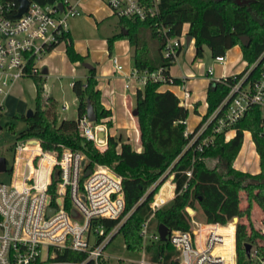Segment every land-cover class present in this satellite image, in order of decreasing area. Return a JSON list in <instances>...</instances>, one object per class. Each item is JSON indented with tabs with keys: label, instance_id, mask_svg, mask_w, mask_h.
I'll return each mask as SVG.
<instances>
[{
	"label": "trees",
	"instance_id": "obj_1",
	"mask_svg": "<svg viewBox=\"0 0 264 264\" xmlns=\"http://www.w3.org/2000/svg\"><path fill=\"white\" fill-rule=\"evenodd\" d=\"M33 1L47 4L63 0ZM157 13L145 20L119 17L120 31L106 40L111 51L114 40L127 38L133 47L132 63L138 72L161 68L168 78L163 82L148 79L142 88L136 89L134 116L142 145L140 151L110 134L107 147L98 151L92 141L81 136L77 119L85 113L87 99L97 115L96 122L103 121L107 127L111 125L112 113L101 101L95 67L88 70L84 80H72L71 87L77 97V118L60 121L54 111L53 116L49 114L48 110L54 103L50 98H43L44 86L37 78L40 76L33 75L36 105L33 116L20 114L27 126L20 130L18 136H36L45 149L69 146L84 151L90 166L108 165L122 177L125 209L131 213L118 232L122 233L127 250H142L141 224L149 218L151 227L158 228V224L163 223L169 229L190 232L196 222H217L223 225L217 228L226 240L224 248L232 251L236 240L238 263L251 258L245 251L248 242L256 244V255L264 259V233L257 223L258 219H264V138L259 136V109L252 108L236 123L237 131L229 140H225L223 132L212 134L211 128H207L203 135H213V143L195 150L194 146H188L192 134L185 133L187 108L179 105V97L172 90L161 89L164 82L179 84L183 81L170 75L169 68L175 58L165 57L163 49L168 38L178 37L184 32V24H188L186 35L194 40L195 56H202L203 44L207 45L212 57L225 55L229 48L239 44L242 58L246 60L244 69L236 74L240 77L264 50V0L240 4L236 0H159ZM243 35L249 37L247 45L240 44ZM60 42H64L70 61H83V55L73 47L69 29L64 31ZM230 82H233L231 75L225 76L223 81H210L206 92L207 111L195 129L227 95ZM245 130L250 131L260 157L258 173L243 172L233 165ZM214 157L218 159L217 163L208 166L206 158ZM187 171H190L189 175ZM169 175L173 176L174 196L153 210L150 204L154 195ZM166 186L169 189L167 183L159 191L160 199ZM257 190H262L263 194L259 199ZM255 206L263 208L257 220L253 216ZM188 207L194 210V214L189 213ZM234 216L238 218L236 225L227 224ZM114 223L107 222L109 226ZM167 247H172L170 242L160 239L146 245L148 264H161L160 257ZM174 253L175 250L167 251L165 261Z\"/></svg>",
	"mask_w": 264,
	"mask_h": 264
},
{
	"label": "built area",
	"instance_id": "obj_2",
	"mask_svg": "<svg viewBox=\"0 0 264 264\" xmlns=\"http://www.w3.org/2000/svg\"><path fill=\"white\" fill-rule=\"evenodd\" d=\"M28 1L25 11L17 15L19 1L0 0L1 128L5 97L18 79L44 75L40 63L43 56L68 29V18L80 13L77 2L63 0L60 9L59 1L47 4ZM104 2L118 18L145 20L158 14L159 0ZM182 37H186L185 32L166 40L165 57L177 56L183 47ZM224 59V55L214 57L219 63H224ZM112 64L116 71L123 69L116 57ZM237 73L228 74L233 82L228 83L227 95L212 113L197 129H186L187 135L192 134L188 146L201 150L212 144L213 135H203L209 127L212 134L223 132L224 137L229 131L235 134L236 123L252 108L260 111L259 136L264 138V50L240 77ZM137 75L143 84L148 79L161 82L168 79L161 68L141 73L133 68L130 76ZM212 75L211 65L205 71L210 81H223L227 76ZM182 94L179 105L187 107L191 94L186 87ZM66 107L65 104L63 108ZM77 128L98 151L107 147L109 134L103 121H91L84 113L77 119ZM5 148L11 150L12 161L10 166L6 162L2 171L8 173L7 179L0 180V264H111L105 248L131 213L125 209L122 177L108 165L90 166L84 151L69 146L45 149L36 136L17 135ZM87 169L90 172L86 174ZM166 201L155 198L150 206L156 210ZM49 209L52 211L48 212ZM149 220L141 224V259L131 260L132 264H148L145 246L160 239L158 228L149 226ZM108 221L115 223L109 226ZM257 223L264 233V219H258ZM194 224L197 228L192 232L168 229L165 241L172 247L164 249L161 264H237L234 235V245L229 251L224 248L226 240L217 228L222 224ZM201 230L199 242L196 235ZM173 250L175 253L165 261V253ZM251 254L257 256L256 249Z\"/></svg>",
	"mask_w": 264,
	"mask_h": 264
},
{
	"label": "rangeland",
	"instance_id": "obj_3",
	"mask_svg": "<svg viewBox=\"0 0 264 264\" xmlns=\"http://www.w3.org/2000/svg\"><path fill=\"white\" fill-rule=\"evenodd\" d=\"M68 1L71 3L74 2V0ZM83 2L86 3V6H81L79 15L70 16L67 20V28L73 39V47L77 51H82L78 52L83 55V61H70L66 54L64 42H60L52 47L42 58V60L55 65L58 68V71L50 70L47 76L43 75L42 77H37L44 86L43 98H50L54 103L53 108L51 106L48 110L49 114L53 116L52 113L55 110L58 121L66 118H77V97L74 95L71 84L73 79L84 80L85 75L88 74V69L83 64L84 62L95 67L98 84L100 82L108 84L109 78H112L113 80L115 77H121V73H118L113 68V57H116L118 63L123 65V71H126L127 74H130V71L134 67L131 57L132 48L130 47L129 42H127V38H119V40L122 41L118 48L119 52L114 46H112L113 48L111 51L105 46L104 41L107 37L112 36L113 33L117 31L119 32L120 30V27L118 26V16L111 13L110 8L104 0H83ZM88 8L89 10H92L93 13L89 11ZM184 28H186V26H184ZM182 43V50L178 54L176 62H174L172 66V70L173 72L175 71L176 75H178V73L180 74L181 69L184 73H191L188 83L191 94H193L192 101H200L196 107V111L192 106L188 107L189 111L185 124L190 129H193L195 128L194 126L196 123L201 120L202 115L207 111L206 92L208 80L204 76L205 70L211 66V64L214 65V69L217 67L218 73H216L215 69L212 75L214 78L226 71V64L229 73L231 70L228 69V67L233 69V72H240L244 69L246 60H243L242 58V51L239 44L234 45L226 51L224 55L226 60L225 64L221 65L210 55L207 45L203 44L202 46V56H195V45H193V43H190L188 46L185 45L184 37H182ZM135 85V82L132 81L130 87V90H132V107H134L136 103V97L134 96ZM175 85L177 84L164 82L162 86H164V88L176 90L174 87ZM34 96L35 82L34 77L32 76L18 79L10 94L5 97L4 108L1 114L2 128L0 130V155L5 157L8 166L11 165L12 152L9 148H5V146L10 144V142L17 137L20 130L26 128L27 123L20 117V114H24L29 108L34 109L36 105V99ZM65 104L67 105L66 109L63 108ZM109 127H111V125ZM122 132L125 133L126 130L124 129ZM233 135L234 131H229L226 133L225 137L229 140ZM242 141L241 149L235 157L236 159L234 160L233 165L235 167L237 166L236 168L239 170L246 169L245 172L257 170L255 173H258L260 171V159L257 155L249 130L243 132ZM217 161L218 159L215 157L206 158L207 165L210 167L214 166ZM7 177V172L0 173V180L7 179ZM171 180L172 176L169 175L165 182ZM165 182L163 183L164 186L167 185ZM159 189L153 199H159ZM256 192L258 193L257 198H261L263 195L262 190H257ZM168 198L169 195L162 197L163 201L168 200ZM189 213L194 214V212ZM228 223L229 225H232L235 221L232 219L231 221H228L227 224ZM255 249L256 244L254 243L250 249L251 258L246 262L241 261L239 263L237 259V264H261V256L251 254ZM105 253L109 257L111 264H132L131 260L135 261L141 259L140 251L131 252L127 250L121 232L114 235L108 242V245L105 248ZM148 259L149 258H147V260Z\"/></svg>",
	"mask_w": 264,
	"mask_h": 264
},
{
	"label": "crops",
	"instance_id": "obj_4",
	"mask_svg": "<svg viewBox=\"0 0 264 264\" xmlns=\"http://www.w3.org/2000/svg\"><path fill=\"white\" fill-rule=\"evenodd\" d=\"M74 2H77V5H78V8L79 9H81V6H84V7L86 6V3H84L83 0H74ZM88 10H89V8H88ZM89 11L92 12V10H89ZM96 18H99V17H96ZM184 26H186V28H184ZM187 27H188V24H184L183 25L184 32L187 30ZM117 32H115V33H117ZM106 40L104 42H105V46L107 47ZM120 42H122V41L119 40V39H116V40H114L113 45H112V46L116 47V50L118 52H119V49L118 48H119V46L121 44ZM127 42H128V40H127ZM193 42H194V40L192 39L190 43H193ZM129 45H130V43H129ZM130 47L132 48V53H133V47L131 45H130ZM177 57H178V55L175 57L174 62H176V58ZM225 61H224V63H219V62H217V63L218 64H221V65H224L225 64ZM40 63H41V66L43 68V74L45 76L48 75V73H49L50 70H52V71H58V68L55 65L51 64L50 62H46L44 60H41ZM173 64L169 68L170 75L173 76V77H175V78H182L183 81L180 82L179 84L175 85L174 87H175L176 90H172V91L175 94H177L178 97H180L181 95H183L182 94L183 88L186 87L189 90L190 94H191V90L189 88V83H188V81L190 80L191 73H184L183 70L181 69L180 70V74L178 73V75H176L175 71L173 72V70H172ZM212 66H213V73H214L215 69H216V73H218L217 67L214 69V65H212ZM113 68H114V65H113ZM133 68H132V70H133ZM228 69L231 70L230 73L227 70V64H226V71H224L218 77H220L222 75H228V74L233 73V69H231L230 67H228ZM132 70L130 71V73L132 72ZM117 72L118 73H121L120 74L121 77H115L113 80H112V78H109L110 82L108 80V84L107 83L104 84V83H101V82L98 84V87L100 88V92H101V95H100L101 101H102L103 105L106 108L110 109V112L112 113V115L110 117L111 127H109V126L107 127L108 134L113 135V136L120 137L122 141L129 142L130 145H132V147L134 149L140 151L142 149V145L139 143V139H138V137H139V131H138V128L136 127V121H135V116H134V112H133L135 106L132 107V104H131V102H132V96H131V93L132 92L131 91L132 90H130V87H131V82L134 81L135 84H136L135 85V89H134V96H135L136 89L137 88H142L144 86V84L141 81V79H139V77H138L139 75H137V76H130V74H127V72L126 71H123V69L121 71H117ZM86 75H85V77H86ZM204 76H205V72H204ZM206 79L208 80V85H209L210 79L208 77H206ZM126 85H128V87ZM208 85H207V87H208ZM163 88H164V86H161V89H163ZM192 99H193V94H191V96L189 98V102H190L189 105L187 107H185V108H187V110H188V107H191L192 106L193 109L196 111V107H197V105H198V103L200 101L199 100L192 101ZM206 106H207V103H206ZM54 112H55V114H57L55 110H54ZM194 127H196V125ZM124 129L126 130L125 133L122 132ZM186 129L189 130V131H191L194 128L193 129H190L188 126H186ZM226 140H228V139H226ZM254 146H255V144H254ZM257 155H258V153H257ZM258 157H259V155H258ZM259 159H260V157H259ZM241 171L245 172L246 169H241ZM256 171L257 170H253V171H251L249 173H255ZM165 183H168L170 187H169V189H168L167 186L165 187V189L163 191V194H162V197L165 196V195H169V198H168V200H169V199H171L174 196V193H175L174 192V186L175 185L172 182V180L171 181H168V182H165ZM163 186H164V184L160 187V189ZM160 189H159V191H160ZM260 215H261L260 208L257 207V206H255V208L253 210V216H254V218L257 220L260 217ZM220 226H223V225H220ZM202 231L203 230L199 231V233H197V235H196L197 241H199V242H201V238H202V235H203V232ZM234 234H235V229H234Z\"/></svg>",
	"mask_w": 264,
	"mask_h": 264
},
{
	"label": "water",
	"instance_id": "obj_5",
	"mask_svg": "<svg viewBox=\"0 0 264 264\" xmlns=\"http://www.w3.org/2000/svg\"><path fill=\"white\" fill-rule=\"evenodd\" d=\"M19 1V6H18V11H17V15H20L22 12L25 11V9L27 8L28 4H29V1L28 0H17ZM239 4L242 3V2H247L249 0H236ZM58 7L60 9L63 8V3L62 1H59L58 2ZM123 31V30H122ZM124 33H126V31H124ZM192 38L190 35H186L185 37V45H189V43L191 42ZM249 41V37L247 35H243L240 37V44L242 45H247ZM88 69H92L94 68L91 64H88L86 62L83 63ZM134 112V111H133ZM85 113H87V116H88V119L91 120V121H96L97 120V115L96 113L94 112V109H93V106L90 102L89 99H87V104H86V110H85ZM33 109L29 108L25 111L24 115H26L27 117H31L33 116ZM135 114V112H134ZM1 128V126H0ZM6 159L5 157L2 155H0V172L4 171L6 169ZM90 172V169H87L86 171V174ZM52 209H49L48 212H51ZM188 211L189 212H194V210L192 208H189L188 207ZM237 216H234L233 217V220L236 222L237 221ZM236 225V223H235ZM168 226L167 225H164L163 223H159L158 224V233H159V237H160V240L161 241H165L166 239V236H167V232H168ZM251 246L252 244L251 243H246L245 244V251H246V254L249 256V253H250V249H251Z\"/></svg>",
	"mask_w": 264,
	"mask_h": 264
}]
</instances>
